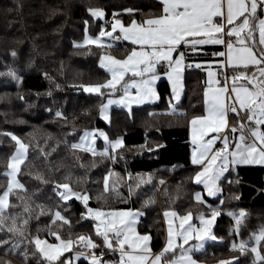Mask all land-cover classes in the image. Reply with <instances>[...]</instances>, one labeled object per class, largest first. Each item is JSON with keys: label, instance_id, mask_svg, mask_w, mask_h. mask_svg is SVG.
I'll return each mask as SVG.
<instances>
[{"label": "trees", "instance_id": "trees-1", "mask_svg": "<svg viewBox=\"0 0 264 264\" xmlns=\"http://www.w3.org/2000/svg\"><path fill=\"white\" fill-rule=\"evenodd\" d=\"M94 7L105 10V21L89 13V8ZM125 9L133 10V14ZM159 10L158 0H0V133L17 135L29 145L27 160L18 176L27 189L29 205L60 210L72 222L71 227L65 225L60 229L61 237L75 240L80 235L91 236L100 245L91 249L93 252L108 249L94 235L96 221L81 218L86 208L104 212L111 208L143 210L138 229L151 235L154 250H161L165 241L164 210L192 212L195 216L210 212L209 205L194 197L199 188L194 179L198 167L191 162L189 136L191 118L204 112L202 70L186 68L185 94L176 105L180 112L167 111L171 90L163 79L158 84V102L133 106L130 112L114 107L110 122L100 116L107 96L85 92L81 87L107 80L108 72L99 64L104 53H129L122 42H115L111 48L95 44L77 47L76 42L86 31L97 34L104 22L108 27L114 14L129 24L134 19L157 15ZM186 57L192 60L190 53ZM57 112L62 115L58 117ZM236 122L230 113V124ZM97 127L104 128L110 139L123 136L124 147L112 151L117 160L115 166L110 156H94L71 147L85 130ZM15 148V142L7 135L0 136V173L7 170ZM37 176L47 183H41ZM7 183L8 178L0 175V185L4 186L0 193ZM64 183L82 196L87 195V205L75 197L60 201L53 188ZM219 185L218 196L208 201L220 203L221 215L214 232L221 240L208 243L194 255L205 261L238 257L239 264H251L252 254L241 255L232 250V244L247 241L251 232L264 226V165L229 166ZM10 203L18 201L12 196ZM240 210L247 213L246 226L235 235L231 233L234 221L227 213ZM49 228L56 230L48 216H41L31 222L29 232L31 236L38 234L55 241L47 235ZM6 239L15 242L20 238L0 232V240ZM9 247H0V264H25L20 253L27 250L31 255L33 251L27 244H21L16 251H9ZM73 249L87 248L76 245ZM70 253L61 259L68 258ZM113 256L106 253L102 257ZM27 264H36L35 258ZM77 264L91 262L81 259Z\"/></svg>", "mask_w": 264, "mask_h": 264}, {"label": "snow or ice", "instance_id": "snow-or-ice-1", "mask_svg": "<svg viewBox=\"0 0 264 264\" xmlns=\"http://www.w3.org/2000/svg\"><path fill=\"white\" fill-rule=\"evenodd\" d=\"M158 3L159 14L140 21L134 19L128 26L115 20L111 32L102 30L97 38H88V42L101 48L112 47L111 44L100 43L105 36L112 37L113 40L130 41L137 47L125 59H116L111 55L100 56V66L107 70L111 78L103 83L81 87L85 92L108 97L122 88L123 95L120 99L109 98L101 106V115L108 121L107 112L113 104L126 107L130 112L132 104L140 105L159 98L153 85L160 79L157 67L163 65L168 69L165 75L172 81L173 98L178 101L182 66L188 54L180 49L188 48L191 49V54L199 55L202 46L224 45L225 51L213 54L224 58L217 67L222 73L226 68L240 71L231 77L222 74L214 81L211 77L217 74L209 72L210 79L206 82L208 88L204 93L206 114L194 116L189 122L192 143L196 146L192 163L200 165L202 169L195 175V182L204 184L209 196H216L221 191L218 181L230 165H264V0H158ZM89 11L94 17L104 15L100 9ZM127 12L129 15L133 14L131 9ZM117 27L122 35L113 36ZM187 67L201 69L204 65L192 63ZM249 68H254L255 71L249 73ZM9 74L15 76L14 72L10 71ZM213 84L217 86L213 87ZM132 89H136L135 95L132 94ZM230 113L236 117L235 124H229ZM56 115L59 117L62 114L57 112ZM209 134H212L211 137L205 139ZM2 135H7L17 147L10 157L7 170L0 173L8 178L5 190L0 193V232L20 239L15 242L11 239L0 240V247L7 245L10 246L9 251H16L21 244L31 245V255L27 250L20 253L25 264L32 258H35L36 264H71V260L61 258L74 246L93 250L100 247L91 236L80 235L75 240L62 238L60 229L65 225L71 227L72 222L60 210L53 211L44 205H36L35 208L29 205L27 189L18 179L21 166L27 160L29 145L11 133H0ZM96 135V132L86 131L80 142L71 147L81 149L86 141L90 142ZM99 136L108 141V147L104 151L98 153L94 147L83 150L94 156H108L109 148L124 147L122 138L112 142L104 132H99ZM217 141L222 145L218 149L214 147ZM36 179L47 183L42 177L37 176ZM105 190H108L107 182ZM53 192L63 202L75 197L87 205L89 199L87 195L75 192L68 183L57 184ZM12 196L18 203H10ZM196 200L203 202L200 193L196 194ZM12 209L19 211L13 212ZM142 214L139 211L104 212L86 208L81 218L96 221L94 235L102 239L106 249L119 253L116 264H196L190 253L202 250L206 241L218 239L212 234L210 226L221 215L219 211L212 210L211 219L207 220L201 214V228L190 223L192 213L189 212L179 218L180 223L175 232L169 220L165 247L153 254L150 235H140L136 231L138 217ZM164 215L176 217L178 214L166 211ZM227 215L234 221L231 233L239 235L241 228L246 226L244 221L247 213L228 212ZM41 216H48L51 225L56 228L55 231L49 228L47 235L54 237L57 242L51 243L38 234L31 236L29 226ZM57 221L60 222L59 225ZM190 240L195 243L184 247ZM232 250L239 251L241 255L252 254L251 264H264V226L251 232L247 241L233 242ZM102 255L101 253L97 257L93 254L91 264H108L102 259ZM76 259H79V254ZM219 264H239V258L233 257L220 261Z\"/></svg>", "mask_w": 264, "mask_h": 264}, {"label": "crops", "instance_id": "crops-1", "mask_svg": "<svg viewBox=\"0 0 264 264\" xmlns=\"http://www.w3.org/2000/svg\"><path fill=\"white\" fill-rule=\"evenodd\" d=\"M90 9H100V10H102L103 13H104V15H103L102 17H94V16H93V17L96 18V19H100V20L105 21V15H106V13H105V10H104L103 8H100V7H94V8H89V10H90ZM127 10H128V9H125V11H127ZM89 13H90V11H89ZM90 14H91V13H90ZM115 20H120V19H119L117 16H114V17L110 20V22L108 23V24H109L108 27L105 26L107 22H104V24L102 25V28L98 31L97 34H91L90 32L86 31L84 37H83L81 40L77 41L76 44H77V45L92 44V43L88 42V38H89V37H91V38H93V39L97 38V37L99 36V33H100L102 30H103V31H106V32H111V31H112V27H111V26L115 23ZM120 21H121V20H120ZM122 23H123V22H122ZM130 23H131V22H130ZM130 23H129V24H130ZM123 24H124L125 26H128V25H129V24H126V23H123ZM116 32H118L119 35H122V33L119 32V27H117V31H116ZM115 42H122L124 48H129V53H128V54H130V52L132 51V49H133L134 47H137V46L133 45L130 41H125V40H123V39H121V40H113L112 37H108V36H105L104 38H102V39L100 40V43H101V44H105V45H107V44L114 45ZM180 51H185V52L191 54V49H188V48H184V47H182V48L180 49ZM222 51H225V47H224V45H205V46H202V48H201V50H200V54H199V55H201L200 57H195V55L191 54V56H192V60L190 61V60H187V57L185 56V61H184V65L182 66V72H181V78H180V88H179V91H180V98H179L178 101H176V100L173 98V92H172V81L169 80V79L167 78V76L165 75V72H166L168 69H166V70H164V71H161L160 68H162L163 65L158 66V67H157V72H158V74H159V76H160V79H158V80L155 82V84L153 85V87L155 88V91H156V93H157V95H158L159 98L156 99V100H154V101H146V102L143 103V104H153V103H156V102L159 101V99H160V93H159V90H158V84H159V82H160L161 80L164 79V80H167V82H168V84H169V87H170V90H171V96L168 98V107H167V111L173 112V107H174V108H175V112H180L181 110H179V109L176 107V105H177V104L183 99L184 94H185V70H186V68H187V65H188V64H192V63H201V64L204 65V67L201 68L200 70H202V71L204 72L203 81H204V93H205V91H206L207 88H208V84H207L206 82L210 79V77L208 76V73H209V72H213V73H216V74H217L216 76L211 77V79H212L213 81H214L215 79L219 78V71H220V68H218L217 66L221 64V62L224 60V58H222V57H218V56L213 55V54H214V53H219V52H222ZM208 53L210 54L209 57L203 56V55H206V54H208ZM128 54H127V55H128ZM103 55H111V56L115 57L116 59H125L126 56H127V55H126V56H117V55L112 54L111 52H106V53H104ZM193 56H194V57H193ZM99 64H100V60H99ZM208 65H211V67H208ZM231 69H232V68H231ZM105 70H106V69H105ZM233 70L236 71V74H238V72L240 71V69H233ZM106 71H107V70H106ZM108 75H109V76H108L107 80L111 78L109 73H108ZM107 80H106V81H107ZM125 80H128V77H125ZM104 82H105V81H104ZM129 82H130V81H129ZM222 83H223V82H222ZM92 84H97V83H88V84H84L83 86H85V85H92ZM216 86H217V85L213 84V87H216ZM118 88H119V86H118ZM131 92H132L133 95H135V93H136V89H132ZM204 93H203V94H204ZM122 95H123V91H122V88H121L120 90H118V91L116 92L115 95H113V96H111V97H108V96H107L103 104H106V103H107V99H109V98H111V99H120V97H121ZM203 98H204V101H205V97H203ZM170 102H171V103H170ZM103 104H102V105H103ZM143 104H140V105H143ZM102 105H101V106H102ZM133 106H138V105H137V104H132V107H133ZM114 107H122V108H125L126 110H128V108L123 107V106H121V105H116V104L111 105V106L109 107L108 112H107V115H108V117H109V120H108V121H106V120L103 119V117H102V115H101V112H100V116H101V118H102L105 122H109V121H110L111 111H112V109H113ZM132 107H131V109H132ZM100 109H101V107H100ZM128 111H129V110H128ZM205 114H206V105H205V102H204V112H203L202 114H200V115H205ZM196 116H198V115H196ZM192 118H193V117H192ZM192 118H191V119H192ZM228 121H229V124H230V114L228 115ZM86 131H88V132H96L97 135H96L93 139H91L90 142L86 141L85 144H84V146H83V148H86V147H94L95 150H96V152L99 153V152L104 151V149H105L106 147H108V141H105V140L103 139V137L99 136V132H104V133L107 134V132H106V130H105L104 128H101V127L90 128V129L85 130L84 132H86ZM84 132L81 134L80 138L84 135ZM227 134H228L229 136H231L230 133H227ZM211 135H212V134H209V136L206 137L205 139L210 138ZM107 136H108V134H107ZM189 136H190V140H191V142H192V138H191V125H190V123H189ZM80 138H79L77 141L73 142V144L79 143V142H80ZM118 138H122L123 143H124L123 136H121V135H120V136H117L116 138H113V139H110L109 136H108L109 141H112V142H114V141H115L116 139H118ZM73 144H72V145H73ZM220 144H221V143H220L219 141H217V143H216V145H215L214 147L216 148V146H218V145H220ZM16 147H17V146H16ZM195 147H196V146L193 145V143H192V149H191V162H192V159H193V150H194ZM83 148H81V149H83ZM15 149H16V148H15ZM113 150H115V149L109 148V155H108V156H110L111 154H113V153H112ZM14 152H15V150H14ZM14 152L12 153V155L14 154ZM12 155H11V156H12ZM11 156H10V157H11ZM9 162H10V159H9ZM193 165H195V166L198 167V170H197L196 173H195V175H196V174H197L198 172H200L202 169H201V166H200V165H196V164H193ZM254 165H258V164H254ZM230 166H235V165H230ZM5 171H6V170H5ZM194 177H195V176H194ZM18 179H19V178H18ZM219 181H220V180H219ZM219 181H218V186H219V188H220ZM20 182H21V181H20ZM198 185H199V188L195 191V193H194V197L196 198V194H197V193H200V194H201V200H202L203 202H205L207 205L210 206V212H209V213L201 212V213H199L197 216H195V215L191 212V213H192V219H191L190 223H192L193 225H195L197 228H201V227H203V225L201 224V221H200V216H201V214H203L204 219L207 220V219H211V212H212V210H217V211L221 212V209H220V207H219V206H220V203H218V204H212V203H210V202L208 201L210 198H212V199H213V198H216V197L218 196L219 193H218L216 196H209V195L207 194V189H206L205 185H204V184H198ZM112 210H116V211H134V212H135V211H139V212L143 213L140 217H138L137 224H136V231H137L140 235H150L149 233H141V232L139 231V229H138L139 221H140V219L144 216V211H143V210H140V209H135V210H133V209H129V208H111V209L107 210L106 212H108V211H112ZM166 211H167V212H176L178 215H177L176 217H166V216L164 215V213H165ZM240 211H244V210H240ZM240 211H239V212H240ZM187 213H189V212H186V213H179L177 210H174V209H167V210H164V211H163L162 215H163V219H164V223H165V241H164V243H163L162 249L165 247L166 240H167V236H168L169 220H171V222H172V223H171V227H172L173 231L175 232V231H177L178 226H179V223H180V219H179V218L182 217V216H185ZM217 217H218V216H217ZM217 217H216V219L214 220L213 224H212L210 227H211V232H212V234L215 235L218 239H217L216 241H206L205 244H204V248L207 246L208 243H211V242H218V241L221 240L220 237H218V236L215 234V232H214V226H215V224H216ZM150 237H151V235H150ZM41 238H42V239H47L46 237H41ZM47 240H48L49 242H51V243H55V242H57L56 240H55V241H51V240H49V239H47ZM151 240H152V238H151ZM151 240H150V248H151L152 253H153V254L159 253L162 249H161V250H154V249L152 248ZM193 243H195V241L190 240V241H189V244H188V245H185L184 247H189V246L192 245ZM204 248H203V249H204ZM203 249H202V250H203ZM86 250H91V249L87 248V249H85V250H74V249L72 248V250L69 251V252H71V253H70V255L68 256L67 259L71 260V264H77V262H78L79 260H81V259H86V256H85V252H86ZM200 251H201V250H200ZM195 252H199V251H193L192 253H190V255L192 256V259L196 261V264H219L220 261L229 260V259L233 258V257H226V258H222V259L215 260V261H205V260H201V259L197 258V257L194 255ZM66 253H67V252H66ZM78 254H79V259H76V257H77ZM97 257H100V256L97 255ZM102 259H103L104 261L108 262V264H116V261H118V259H119V253L116 252V254H114L113 257H109V258H108V257H107V258H103V257H102ZM86 260H87V259H86ZM88 261L91 262V260H88Z\"/></svg>", "mask_w": 264, "mask_h": 264}, {"label": "built area", "instance_id": "built-area-1", "mask_svg": "<svg viewBox=\"0 0 264 264\" xmlns=\"http://www.w3.org/2000/svg\"><path fill=\"white\" fill-rule=\"evenodd\" d=\"M116 35H119V34H117L116 32L113 33V36H116ZM222 74H227L229 77H231L233 74H236V71L233 70V69H231V68H226V69H224V71L222 73L221 72V69H220L219 76L222 75ZM221 146H222L221 144L218 145V146H216V149L220 148ZM110 157H111V163H112V165L115 166L116 163H117V160H116L115 155L114 154H111ZM130 172H131V170H128V173H130ZM110 239H111V236H110ZM101 253L103 255H105L106 253L116 254V252H113V251H110V250H100L99 252H93L92 250H86L85 256H86V259L87 260H91L93 254H95L96 256L97 255L101 256Z\"/></svg>", "mask_w": 264, "mask_h": 264}, {"label": "rangeland", "instance_id": "rangeland-1", "mask_svg": "<svg viewBox=\"0 0 264 264\" xmlns=\"http://www.w3.org/2000/svg\"><path fill=\"white\" fill-rule=\"evenodd\" d=\"M117 34H118V32H116ZM15 136H17V135H15ZM18 137V136H17ZM18 138H20V137H18ZM17 146V145H16ZM10 159V158H9ZM8 163H9V160H8Z\"/></svg>", "mask_w": 264, "mask_h": 264}]
</instances>
